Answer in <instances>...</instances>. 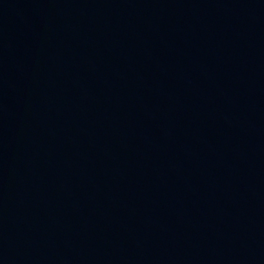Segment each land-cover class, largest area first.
I'll use <instances>...</instances> for the list:
<instances>
[{"label": "water", "instance_id": "95a60500", "mask_svg": "<svg viewBox=\"0 0 264 264\" xmlns=\"http://www.w3.org/2000/svg\"><path fill=\"white\" fill-rule=\"evenodd\" d=\"M0 264H264V0H0Z\"/></svg>", "mask_w": 264, "mask_h": 264}]
</instances>
